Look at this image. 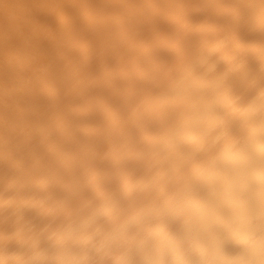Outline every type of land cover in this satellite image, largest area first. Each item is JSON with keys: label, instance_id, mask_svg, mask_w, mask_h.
Returning <instances> with one entry per match:
<instances>
[{"label": "bare ground", "instance_id": "6f19581e", "mask_svg": "<svg viewBox=\"0 0 264 264\" xmlns=\"http://www.w3.org/2000/svg\"><path fill=\"white\" fill-rule=\"evenodd\" d=\"M103 2L111 14L97 16L86 40L45 50L36 67L37 91L55 85L63 95L97 94L84 102L97 106L92 119L106 127L99 160L69 157V133L48 119L26 181L0 186V238L27 234L107 249L122 238L139 243L171 230L198 255L243 214H258L246 184L220 176L235 169L237 158L213 131L233 90L260 71L258 41L253 54L243 14H201L207 0H163L168 8L155 23L119 7L132 0ZM176 9L184 18L171 24ZM113 20L120 26L106 28ZM158 65L163 75L139 84ZM105 97L120 101L118 112L103 110ZM257 97L247 101L250 112L259 107ZM151 112L156 118L145 119Z\"/></svg>", "mask_w": 264, "mask_h": 264}, {"label": "clouds", "instance_id": "9594fccd", "mask_svg": "<svg viewBox=\"0 0 264 264\" xmlns=\"http://www.w3.org/2000/svg\"><path fill=\"white\" fill-rule=\"evenodd\" d=\"M119 7L153 23L168 8L163 0H132ZM214 9L224 15L243 14L250 28L253 54L257 41L259 45L260 71L242 88L233 90L235 98L225 102L213 130L231 145L237 158L235 169L222 170L220 176L235 175L245 183L258 214H243L240 223L225 229L198 255L191 253L185 241L173 240L171 230L139 243L122 238L107 249L96 245L77 248L67 240L45 241L25 234L15 240L0 238V264H264V0H207L199 11L208 14ZM100 13L111 14L103 0L95 4L82 0H0V186L10 178L20 184L26 181L24 170L50 118L58 121V130L71 137L69 157L75 153L80 158L99 160L98 146L106 127L92 119L97 106L84 102L97 94L90 89L78 97L63 95L55 85L37 91L36 67L45 50L86 40L89 25ZM183 18L182 9L170 13L171 24ZM120 24V20H113L106 28ZM97 30L103 31L105 26ZM164 72L165 67L158 65L146 72L139 84L153 83ZM51 79L54 81L56 75ZM257 93L259 107L250 112L247 101ZM119 105L117 98H103L105 112L116 113ZM156 115L151 112L145 119H155ZM235 203L239 206V200Z\"/></svg>", "mask_w": 264, "mask_h": 264}, {"label": "snow or ice", "instance_id": "6c2138e0", "mask_svg": "<svg viewBox=\"0 0 264 264\" xmlns=\"http://www.w3.org/2000/svg\"><path fill=\"white\" fill-rule=\"evenodd\" d=\"M261 104H262V106H264V97H262V99H261Z\"/></svg>", "mask_w": 264, "mask_h": 264}]
</instances>
